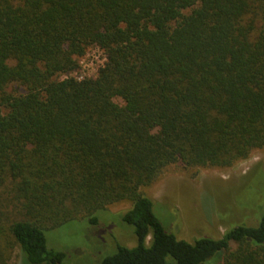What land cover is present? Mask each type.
<instances>
[{"label": "trees", "instance_id": "1", "mask_svg": "<svg viewBox=\"0 0 264 264\" xmlns=\"http://www.w3.org/2000/svg\"><path fill=\"white\" fill-rule=\"evenodd\" d=\"M92 45L97 76L61 77ZM261 147L264 0H0V264H70L46 231L123 201L101 264H264V213L189 241L142 191Z\"/></svg>", "mask_w": 264, "mask_h": 264}, {"label": "rangeland", "instance_id": "2", "mask_svg": "<svg viewBox=\"0 0 264 264\" xmlns=\"http://www.w3.org/2000/svg\"><path fill=\"white\" fill-rule=\"evenodd\" d=\"M105 61L106 55L100 47L89 46L86 54L78 58L79 68L61 77H95ZM116 102L123 104L120 98ZM263 167L264 147L229 167L185 168L175 163L164 168L142 191L164 214L171 215L173 220L162 219L155 212L167 227H175L172 231L179 238L189 241L206 235L220 238L230 221H236L231 227L236 223L255 226L249 223L252 215L264 213ZM130 207L129 201H123L110 206L109 211H99L96 215L101 226L92 225L84 218L48 230V246L65 252L67 263L101 264L105 257L116 252L117 243L131 236H127L130 229L124 225L133 233L134 227L121 219V212ZM8 251L4 264H31L19 245Z\"/></svg>", "mask_w": 264, "mask_h": 264}]
</instances>
